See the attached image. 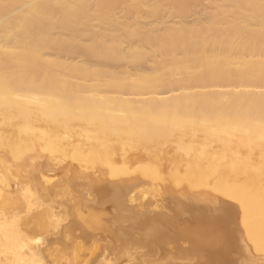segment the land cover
I'll return each mask as SVG.
<instances>
[{"label": "bare ground", "instance_id": "bare-ground-1", "mask_svg": "<svg viewBox=\"0 0 264 264\" xmlns=\"http://www.w3.org/2000/svg\"><path fill=\"white\" fill-rule=\"evenodd\" d=\"M125 1L0 0V264H264V0Z\"/></svg>", "mask_w": 264, "mask_h": 264}, {"label": "rangeland", "instance_id": "rangeland-1", "mask_svg": "<svg viewBox=\"0 0 264 264\" xmlns=\"http://www.w3.org/2000/svg\"><path fill=\"white\" fill-rule=\"evenodd\" d=\"M128 1V0H127ZM127 1H125L126 2V5L128 4H133L134 3V1H135V3L136 2H138V1H136V0H129L128 2ZM133 1V2H132ZM153 1V0H152ZM155 1V0H154ZM159 1H161V4H160V2ZM159 1H155V3L157 2V5H158V2H159V4L161 5H158L159 7L157 8V9H159L160 8V10L159 11H157V9L155 8L156 7V4H155V9H153V6H154V2H152V3H150L151 1L150 0H148V3H147V7H145V6H143V7H141L142 9H139L136 13L138 14H135V12H133V13H131L132 14V16H131V14L128 12L127 13V11L124 9V7H122L124 10H122V8L120 9V11H126V16L124 15V13L122 12V15H121V12L119 11V9H118V11H119V13H117V11H116V13L117 14H119V15H115L117 18H116V20L119 18L120 20H122V22L120 21V23H123V20L125 21H128V20H130V19H132V20H130V22L131 21H133V23L134 22H137V25L140 27V26H142L141 28L144 30V31H148V30H150V31H154V32H159V30L160 31H162L161 29H165L166 27L165 26H167L168 27V25L169 26H171V25H177V23L178 24H185L186 26H192L195 22L196 23H198L199 21H203V20H205L206 19V17H207V15H209L213 10H214V7H215V2H216V0H210L211 1V3H210V1L209 0H184L183 1V3H181V6H179L178 4H176L175 2H173V1H168V3L166 2H164V3H162L163 1L162 0H159ZM185 2V3H184ZM170 3V4H169ZM171 3H174V4H171ZM215 3V4H214ZM152 4V5H151ZM165 4H167V5H165ZM184 4V5H183ZM214 4V5H213ZM174 5V6H173ZM177 5V6H176ZM152 6V10L151 11H153V10H155V11H153L154 13H152V12H150V7ZM175 6H176V8H175ZM149 7V8H148ZM179 7V8H178ZM211 7V8H210ZM146 8V9H145ZM148 8V9H147ZM178 8V9H177ZM181 8V9H180ZM174 9H176V10H174ZM179 10L181 11V13L179 12ZM185 10V11H184ZM175 11H177L178 13H176ZM183 11H184V13H183ZM139 14H141V15H139ZM124 15V16H123ZM128 15H129V18H128ZM121 16H122V18H121ZM135 16V17H134ZM203 18V19H202ZM128 19V20H127ZM124 22V23H129V21L128 22ZM193 23V24H192ZM195 23V24H196ZM93 24H95V23H92V25ZM134 24H136V23H134ZM189 24V25H188ZM149 27H151V28H149ZM152 27H154V28H152ZM165 27V28H164ZM146 30H145V29ZM148 29V30H147ZM152 29V30H151ZM158 30V31H157ZM55 32H57V30H55ZM85 38H83V37H81L82 39H81V42L83 41V43H85V42H87L88 40H87V36L85 35L84 36ZM85 39H86V41H85ZM83 58H86L84 55H82V54H78V56L77 55H74L72 58H73V60H72V58L70 59V60H72V61H76V60H78L79 62H82V57ZM61 58H64L63 56L61 57ZM77 58H79V59H81V61L79 60V59H77ZM86 60V61H85ZM93 60V61H92ZM78 61H76L77 63H78ZM83 61H85V62H87V63H89L90 65H93L94 63V65H93V67L95 66H97V67H100V68H105V69H108V70H111V71H122V70H126L127 68V70H133L132 68H131V66L129 65H127L126 63H121V62H106V61H101V60H97L96 58L94 59H88V58H86V59H83ZM97 61V62H96ZM112 63V64H111ZM148 65V64H147ZM147 65H144V67H142L141 68V72H148L149 70V65L147 66ZM147 66V67H146ZM125 68V69H124ZM146 72V73H147ZM219 90H222V89H219ZM176 90H174L173 92H175ZM125 95V96H124ZM123 96L124 97H132L133 95H131V93H124L123 94ZM76 126V125H75ZM73 127V129H71V132H70V134L69 133H64L63 131H62V133L61 132H57V133H55V136H56V138L58 139V140H60V139H62L63 141H61V142H64L65 141V139H66V136L65 137H62L63 135H67L69 138H72V140L74 139V140H80L79 139V134L77 133V132H79V128H76V127ZM74 128H76V129H74ZM75 130V131H74ZM72 131H74V132H72ZM62 134V135H61ZM69 134V135H68ZM78 134V137L76 136ZM60 137H62V138H60ZM68 137H67V139H68ZM60 138V139H59ZM71 140V139H70ZM84 139L83 138H81V141H83ZM85 143H86V141H85ZM171 144V147H172V143H170ZM173 145L175 146V144L173 143ZM126 147V148H125ZM125 147H123V151H122V149L120 150V151H118V152H116L117 154H115V155H117V156H119L120 154L122 155V154H124V153H122V152H124L125 151V154H128L129 155V158L131 159V160H133L132 158L133 157H135V161H133V163L131 164L132 166V168L134 167L135 168V166L134 165H136V167L138 166V167H140V166H143V163L144 164H147V163H151V161L149 160V158H150V156H152V154L155 152V153H158V152H156V151H153V153H150L151 151V148L150 149H146L145 148V150L142 148V147H138L139 148V150H137V151H139V152H136V151H132L133 150V148H132V150L131 149H129L130 147H128V146H125ZM165 147H167L168 149H169V147L170 146H163L162 148H165ZM128 148V149H127ZM166 148V150H168ZM127 149V150H126ZM132 151V152H130V151ZM152 150H153V148H152ZM165 150V149H164ZM141 151V152H140ZM143 151H145V152H143ZM120 152V153H119ZM149 154H148V153ZM134 153V154H133ZM137 153V154H136ZM143 153V154H142ZM154 153V154H155ZM147 154H148V156H147ZM153 154V155H154ZM127 155V156H128ZM146 155V156H145ZM160 155H162L161 153H160ZM149 157V158H148ZM141 161V162H140ZM167 160H165V161H159V163H158V165H159V167L162 169V170H165V171H169L168 169L170 168V170H172L173 169V165H172V167H170V165H168L169 163H167L166 162ZM155 162V163H154ZM154 162H152V163H154V164H157V162L156 161H154ZM163 162H166V163H163ZM120 163H122V162H120ZM142 165H141V164ZM164 164V165H163ZM126 165V164H125ZM157 165V166H158ZM167 165V166H166ZM154 166H156V165H154ZM162 166V167H161Z\"/></svg>", "mask_w": 264, "mask_h": 264}]
</instances>
